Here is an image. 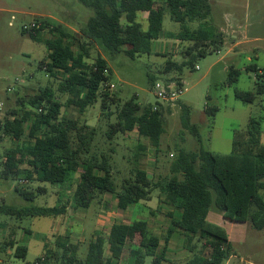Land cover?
I'll list each match as a JSON object with an SVG mask.
<instances>
[{"label":"trees","instance_id":"1","mask_svg":"<svg viewBox=\"0 0 264 264\" xmlns=\"http://www.w3.org/2000/svg\"><path fill=\"white\" fill-rule=\"evenodd\" d=\"M79 1L93 12L80 35L45 18L35 21L37 27L28 30L22 27V32L33 41L46 45L48 54L41 62L46 66L40 67L52 77L63 74L65 78L58 90L68 93L71 98L66 105L59 103L53 89L46 87L21 99V107L11 109L5 115L4 121L0 122V131L12 141V147L4 154L0 176L15 180L25 175L31 183L37 181L53 187L75 182V205L84 209H88L96 199L101 203V196L111 194L117 208L125 211L131 205L151 201L154 192L158 191V210L164 206L170 209L166 215L171 223L165 236H155L144 220L130 224L115 223L107 238L98 234L89 243L82 264H118L126 246L136 239L138 243L130 248L128 264H147L148 257L152 258L151 264H162L166 261L170 240L176 230L186 237L185 248L194 253L188 264H225L231 257L229 238L222 226L207 220L213 204L227 220L250 223L256 230L264 229L261 120L251 118L246 129L234 130L229 153L213 152L203 147L196 151L177 148L170 176L155 181L136 166L118 184L111 155L93 149L97 128L61 116L64 106H75L83 112L100 99L104 114L109 117L114 114L110 107L115 104L116 122L111 125L108 138L137 132L140 138H147L159 149L165 133L164 107L159 103L156 104L159 106L157 109L153 105L142 106L135 99L120 105L106 87L112 76L107 61L98 55L95 63L89 64V48L97 44L110 56L124 54L131 60L152 55V43L163 34L166 7L171 19L180 25V31L171 36L182 43L178 53L185 60L178 64L172 60L173 55L165 56L168 59L161 72H181L184 67L194 69L197 59L220 51L225 43L223 33L207 22L211 13L209 0H163V7L157 4V0ZM141 13L148 14L145 26L140 20ZM196 21L205 23L192 29L190 24ZM45 31L51 37L44 39L42 34ZM251 69L257 72L255 93L235 90V98L243 103H253L256 95L264 96V73H260L255 65ZM238 76V70L232 71L227 84H234ZM155 82L156 79L149 76L151 88ZM174 82L182 85L178 80ZM217 110L214 107L207 109L206 113L213 117ZM181 123L201 141L198 126L190 122V109L184 105ZM27 124H30L28 130ZM25 136L27 140L23 141ZM18 182L21 185V182L28 183L23 178ZM45 190L38 187L34 192L15 187L19 195L31 201L43 195ZM66 212L67 206L63 204L36 208L0 206V214L18 218H56ZM56 244L62 251L47 249L44 254L47 259L55 264L78 263L77 244L68 241H57ZM198 244L199 250L194 252ZM9 247L15 248L13 257L26 258L25 246L16 241H5L1 252H6Z\"/></svg>","mask_w":264,"mask_h":264},{"label":"rangeland","instance_id":"2","mask_svg":"<svg viewBox=\"0 0 264 264\" xmlns=\"http://www.w3.org/2000/svg\"><path fill=\"white\" fill-rule=\"evenodd\" d=\"M160 7L165 6L163 0H157ZM211 13L207 22L218 31H224L225 44L220 51L208 53L204 58L197 59L194 69L184 67L181 72L162 73V65L172 56L173 61L181 64L185 59L179 54L182 43L173 39L172 34L180 31L179 23L171 19L165 9L163 21V38L152 43V55L131 60L124 54L110 56L99 45L93 44L90 50L89 64L95 63L98 55L108 63L112 72L111 79L106 85L111 97L119 100L122 105L129 99L142 105L157 103L163 108L165 133L161 137V145L156 149L150 140L140 138L137 132L115 134L109 139L107 133L116 122L117 105H111L107 116L98 99L92 106L81 112L75 106H64L62 118L74 119L97 128L94 148L111 155L114 167V178L120 184L122 179L130 175L136 166L145 170L156 180L170 176L171 164L176 157L177 148L196 151L203 147L205 150L229 153L232 149L234 130L246 129L251 118L261 120V141L264 143V96L256 95L253 103H243L235 98V90L255 93L257 72L251 69L255 65L260 73H264V0H209ZM0 122L11 109L21 107L20 100L50 87L56 94V101L64 105L70 100L68 93L59 92L58 88L65 76L58 74L50 76L41 64L48 54L43 42L33 41L22 32V27L31 25L38 18L48 19L56 24H62L66 29L82 33L88 19L93 15L79 0H0ZM8 10L14 11L9 13ZM146 15V14H145ZM15 20L12 21L11 17ZM146 17V16H145ZM145 18H141L145 26ZM205 22L196 21L190 24L197 29ZM12 24V25H11ZM43 38H49V32H43ZM236 36H241V45L230 50ZM186 43H183V45ZM77 49V47L75 48ZM42 68H41V67ZM238 70L237 81L228 85L227 81L232 71ZM149 76L160 83L180 81L183 93L179 102L167 103L157 99L149 83ZM114 88L110 89L109 85ZM119 105V106H120ZM190 109V122L198 126L201 141L193 136L190 130L183 128L181 123L182 106ZM118 106V107H119ZM217 108L213 117L207 109ZM11 119V118H10ZM30 124L26 125L28 130ZM27 137L23 138L26 141ZM12 147V141L0 131V172L6 150ZM26 179L21 182L19 179ZM75 182L61 187H53L48 183H31L25 175L15 180L4 179L0 176V206L17 208H36L63 204L69 206L68 213L59 217L28 216L18 218L0 214V260L2 264L31 263L44 255L47 249L62 251L57 247V241H77L78 263L82 264L89 243L98 234L108 237L114 223L132 222L136 217L132 212L117 208L112 195L101 196L102 202L96 199L88 209L74 207L73 188ZM20 186L31 191L38 187L45 188L43 195L34 201L27 200L15 191ZM158 191L153 194V202L148 205L155 207ZM140 208L141 206L135 205ZM144 207H142L143 209ZM166 210V209H165ZM147 214V210H144ZM157 210L147 217H142L149 223V229L160 237L165 236L167 229L164 220L166 213L157 214ZM74 219V220H73ZM207 220L222 226L228 234L231 264H264V229L256 230L250 223L233 222L223 218L221 210L214 204L211 206ZM72 225H78L77 233H64ZM61 234H58V228ZM160 224L162 226H160ZM84 231V236L83 232ZM180 239V240H179ZM186 237L176 232L169 245L166 261L162 264H188L193 257L185 246ZM5 241H16L27 248L25 259L13 257L15 248L9 247L1 252ZM138 243L136 239L127 245L118 264L130 263V248ZM200 244L194 252H198ZM108 253V243L105 244ZM11 257V258H10ZM4 260V261H3ZM151 264L152 258L146 259ZM226 264V263H225Z\"/></svg>","mask_w":264,"mask_h":264},{"label":"crops","instance_id":"3","mask_svg":"<svg viewBox=\"0 0 264 264\" xmlns=\"http://www.w3.org/2000/svg\"><path fill=\"white\" fill-rule=\"evenodd\" d=\"M0 11H2V9H0ZM8 12L9 13H13L14 11H12V10H8ZM146 14V15H145ZM146 16V17H145ZM145 18L146 20H145V25H146V22H147V18H148V14L147 13H141L140 14V20H141V18ZM221 31V30H220ZM222 33H223V35L225 36V34H224V31H221ZM164 37V35L162 34V36H161V38H163ZM236 39H237V41L236 42H233V44H232V46H231V49L230 50H234L235 48H237L238 46H240L241 45V36H236L235 37ZM224 39H225V41H226V38L224 37ZM225 44V43H224ZM152 53H153V49H152ZM106 195H111V194H106ZM113 196V195H112ZM154 198V197H153ZM153 198H152V200H153ZM142 201V202H140L139 204H136V205H139V206H141L140 208H137V207H135V205H131V206H129L128 208H127V210H125V211H129V212H132L133 213V215H135L136 217L133 219V221L132 222H130V223H133L134 221H138V220H142L141 218L142 217H144V215H145V217H147L148 215H150V214H152L153 213V210H157V212L159 213V215H160V213L161 214H163L164 212H169L170 211V209H168L167 207H162L160 210H158V207H159V197H158V200H157V205L155 206V207H152V206H148V205H150L153 201ZM73 204H75V201H74V203ZM74 207H76V205H74ZM142 207H144L143 209H142ZM77 208V207H76ZM211 208V207H210ZM147 210V214H145V212H144V210ZM166 209V210H165ZM68 210H69V206H67V212L66 213H68ZM66 213L64 214V215H66ZM157 213V214H158ZM62 216V215H61ZM59 217V216H58ZM165 220H164V223H165V225H167L166 226V229L168 230V228L170 227V218L166 215L165 216ZM74 220V219H73ZM145 221V220H144ZM129 222H127V223H125V224H130ZM148 223V222H147ZM115 224V223H114ZM58 225V223H56V227L58 228V234H61V229L59 228V226H57ZM68 226L69 227H71L68 231H65L64 233H66V234H68V235H70L71 233H77V231L79 230V228H81V227H78V225H76L77 227H75V225H72V222L71 223H68ZM113 226V225H112ZM111 226V227H112ZM160 226H162L161 224H160ZM148 227H149V223H148ZM111 229V228H110ZM176 232H178V233H180L181 234V236H184L179 230H176ZM175 232V233H176ZM83 233V236H84V231L82 232ZM153 233V232H152ZM174 233V234H175ZM155 236H158V237H160L159 235H157V233H153ZM174 234H173V236H172V238H171V240H170V244L169 245H171V242H172V240H173V238H174ZM94 239H95V237H94ZM93 239V240H94ZM92 240V241H93ZM180 240V239H179ZM77 241H83L82 239H80V238H78V239H76V241H71L70 243H76ZM232 258V256L229 258V260H227V262H226V264H231V262H229L230 261V259ZM1 261V260H0Z\"/></svg>","mask_w":264,"mask_h":264},{"label":"built area","instance_id":"4","mask_svg":"<svg viewBox=\"0 0 264 264\" xmlns=\"http://www.w3.org/2000/svg\"><path fill=\"white\" fill-rule=\"evenodd\" d=\"M11 20L14 21L15 17L12 16ZM34 27H37L36 22L32 23L31 25L23 26V28L26 30ZM109 88L110 89L114 88V85L110 84ZM152 90L154 91V94L157 97V99L161 100L162 102L175 103L179 100L180 95L183 93V86L179 85L177 82L174 81H167L165 83H160L159 81H156L152 87ZM154 108L157 109L156 107ZM0 264H2V261H0ZM13 264H19V263H13ZM24 264H55V263L47 259L44 255H42L39 258H37L34 262L24 263Z\"/></svg>","mask_w":264,"mask_h":264}]
</instances>
